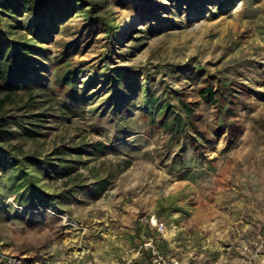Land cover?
<instances>
[{
  "label": "rangeland",
  "instance_id": "1",
  "mask_svg": "<svg viewBox=\"0 0 264 264\" xmlns=\"http://www.w3.org/2000/svg\"><path fill=\"white\" fill-rule=\"evenodd\" d=\"M100 1L103 12L126 29L106 60L108 66L147 69L148 85L156 93L165 86L173 90L198 86L200 66L217 71L241 91L233 103L236 115L228 119L233 131L208 105L198 110L208 132L200 151L184 138L147 129L138 109L132 120L121 121L113 115L114 105L105 100L112 88L99 77L96 86L103 89L90 98V105L66 110L56 102L45 118L42 144L28 141L24 148L47 153L61 143L84 142L89 151L102 142L104 154L84 152L82 158L89 160L78 170L89 185L95 181L89 168L100 177L111 172V183L99 196L78 193L60 208L24 209L8 197L7 211L0 210V264H11L12 258L24 264H115L147 236L143 229L153 215L166 225L171 245L165 240L164 250L180 256L183 264H213L226 253L237 229L249 233L264 213V0H235L225 14L213 15L214 5L203 6L200 12L193 6L189 17L182 12L169 18L162 11L165 17L145 21L116 0ZM78 21L70 18L49 44L50 58L44 60L48 67L62 55L60 45L73 36ZM105 51L102 42H92L78 56L87 60L79 70V85L91 78V63L104 59ZM189 59L192 64L185 68L174 71L168 66ZM36 73L31 84L36 93H52L49 72L39 68ZM133 99L139 101V96L134 94ZM171 101L176 103L173 94ZM101 109L104 112L97 113ZM62 181L55 175L44 180L56 191L65 188ZM137 218L142 230L133 236L131 225ZM177 219H184L188 228L183 231L190 235L179 233ZM209 238L218 240L212 244L217 248L202 243ZM234 259L232 254L222 264H235Z\"/></svg>",
  "mask_w": 264,
  "mask_h": 264
},
{
  "label": "trees",
  "instance_id": "2",
  "mask_svg": "<svg viewBox=\"0 0 264 264\" xmlns=\"http://www.w3.org/2000/svg\"><path fill=\"white\" fill-rule=\"evenodd\" d=\"M234 2L116 0L118 6L136 11L139 21L152 17L170 18L182 12L189 17L193 6L200 12L203 6L214 5L213 15L225 14ZM104 7L100 0H0V210L7 211L6 199L10 196L24 209L37 210L60 208L73 201L78 193L90 191L99 196L107 189L111 183V172L100 177L93 167L89 168L90 175L95 178L89 185L88 177L78 170L80 164L85 165L89 160L82 158L84 152L104 154L106 145L102 142L92 145L93 149L89 151V145L84 142L61 143L47 153L37 148H24L28 141L42 144L41 137L45 136L43 124L48 110L56 102L61 101L60 106L66 110L90 105V98L96 97L103 89L96 86L99 77H102L103 84L111 86L105 100L114 105L113 115L121 121L132 120L133 111L138 109L147 129L154 132L164 130L171 134L172 139L184 138L194 150L200 151L202 142L208 140V132L200 123L198 110L202 105H208L214 107L222 124L233 131L234 125L228 119L236 115L233 103L241 91L217 71L199 65L197 72L201 77L198 86L175 90L165 86L156 93L148 85L150 76L147 69L108 66L106 60L126 35V29L106 15ZM162 11L165 16L160 15ZM73 16L79 20L71 32L73 36L61 43L59 50L62 55L48 67L44 60L50 58L52 45L49 44ZM92 42H102L106 48L104 59L101 57L96 63H91V78L79 85L78 74L82 72L79 70L87 60L78 56H82ZM100 61L104 63L99 64ZM192 61L189 59L182 64L168 66L175 71L189 66ZM39 68H45L52 76V93H36V86L31 85L39 76L36 73ZM91 88L96 90L90 91ZM60 94L62 96L58 97ZM134 94L139 96V101L133 99ZM172 94L176 103L171 101ZM100 112L104 110L97 113ZM53 175L63 179V190L46 187L44 180ZM138 218L131 225L133 236H139L142 230ZM143 230L147 236L152 234L147 227Z\"/></svg>",
  "mask_w": 264,
  "mask_h": 264
},
{
  "label": "built area",
  "instance_id": "3",
  "mask_svg": "<svg viewBox=\"0 0 264 264\" xmlns=\"http://www.w3.org/2000/svg\"><path fill=\"white\" fill-rule=\"evenodd\" d=\"M147 228L152 234L143 237L136 246L124 252L115 264H183L180 256L162 248L163 242L168 240L165 235V223L151 217ZM245 232L246 228L237 229V235L229 243L226 253L213 264H222V261H227L232 254L235 257V264H262L264 261V213L254 222L252 231ZM10 263L24 264L16 258L10 259Z\"/></svg>",
  "mask_w": 264,
  "mask_h": 264
},
{
  "label": "crops",
  "instance_id": "4",
  "mask_svg": "<svg viewBox=\"0 0 264 264\" xmlns=\"http://www.w3.org/2000/svg\"><path fill=\"white\" fill-rule=\"evenodd\" d=\"M182 212H183V211H182ZM152 217L157 218L155 215H153ZM177 221L179 222V226H178V230H180L179 233L181 232V233L186 234V233L188 232V230H186V229H185V231H183V230H184V228H188V227H187V223H184V219H177ZM133 234H134V233H133ZM188 235H190V232H188ZM214 237H215V236H214ZM210 239H211V238L207 239L206 241L204 240V241H202V243L205 244V243L208 242V248H217V247H215L216 245H214V247H212V244H218V240L212 238L211 241H209ZM169 245H171V242H170V241H169ZM203 247H204V246H203ZM176 249L178 250L179 247H176ZM227 261H228V260H227ZM234 262H235V259L233 260V263H234Z\"/></svg>",
  "mask_w": 264,
  "mask_h": 264
}]
</instances>
